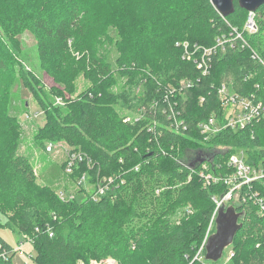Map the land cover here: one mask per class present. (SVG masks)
<instances>
[{"label": "trees", "instance_id": "obj_1", "mask_svg": "<svg viewBox=\"0 0 264 264\" xmlns=\"http://www.w3.org/2000/svg\"><path fill=\"white\" fill-rule=\"evenodd\" d=\"M133 1L134 9L119 11L124 18L114 11L112 16L106 15L109 26L113 25L120 35L115 44L116 68L107 60L94 59L97 57L93 47L82 48L83 55L89 58L86 77L94 81V85L69 103L74 105L64 116L57 107L49 111L43 96L39 97V107L48 121L41 131L54 134L70 146L80 147L92 162L90 170L79 166L71 178L74 180L87 173L91 177L89 183L93 184L98 177H111L114 183L105 195L98 201L88 194L81 201L64 202L56 195L40 194L43 189L35 186L28 159L15 156L13 144L6 152L0 189L16 207L14 225L30 230L25 237L30 241L33 251L30 258L35 264H74L77 256L88 262L110 255L119 264H187V259L192 258L201 245L210 217L227 188L221 183L204 184L198 175L200 164L194 165L191 171L178 161H183L186 152L203 149L197 128L201 121L212 115L222 118L216 93L221 84L230 83L233 92L241 96L254 93L264 103V68L250 55L252 49L264 62V4L254 10L257 33L252 39L244 36L249 48L238 52L228 45L217 48L210 58V73L201 77L192 62L182 60L183 50L175 44L186 41L190 46L211 48L218 38L232 35L233 29L241 32L248 12L239 1L232 0V11L225 15L220 14L210 0ZM94 2L0 0V35L4 33V38L9 40L7 34L20 25L16 21L20 14L25 26L29 24L33 30L41 32L38 54L42 65L55 66L54 71H60V65L69 54V40L80 37L82 45L87 47L91 31L101 33L107 27L101 24L103 11L96 9ZM155 6L158 11L150 16V9ZM126 12L131 15L129 19L125 17ZM4 46L0 41V74L8 69L5 62L8 59L3 52L8 56L20 54L17 47L5 49ZM56 58L61 60L59 65H54ZM118 74L131 75L133 79L126 89L115 94L112 87ZM184 80H192V87L170 96L177 102L181 119L187 126L186 131L176 133L168 127L162 96L167 88H177ZM139 84L146 91L144 98L134 94ZM200 97L204 98L203 103L199 102ZM132 101L140 104L138 108L144 119L130 125L117 117L114 107ZM153 121L157 122V142L148 132ZM136 126L142 129L137 150L125 140ZM205 144L208 151L204 162L208 174L231 173L226 161L241 150L246 153L249 165L260 164L264 168V121L241 130L224 129ZM217 147H223L224 151H217ZM142 176L157 177L159 183L144 185ZM184 177H191L192 185L187 187L190 191L183 199L192 204L195 212L190 209L179 225H175L172 219L175 210L185 204L169 206L170 195L175 192L170 184ZM79 192L84 190L80 188ZM149 195L160 198L166 211L159 206L155 210L147 208ZM235 197L226 206L241 214L238 222L242 226L233 238L228 264H264V178L249 188L242 187ZM258 200H263L262 210ZM160 214L163 217H159V227L147 224L143 229L141 222L147 215L151 221ZM256 224L262 231L253 234L251 227ZM3 228L0 225V229ZM149 231L153 232V238L147 235ZM145 245L150 250L147 262L145 255L142 256ZM13 248L0 236V264H13L16 256Z\"/></svg>", "mask_w": 264, "mask_h": 264}, {"label": "rangeland", "instance_id": "obj_2", "mask_svg": "<svg viewBox=\"0 0 264 264\" xmlns=\"http://www.w3.org/2000/svg\"><path fill=\"white\" fill-rule=\"evenodd\" d=\"M94 6L96 9H101L103 11L104 20L101 24L107 27H105L101 33L91 31L92 36L89 35V44L87 47L82 45L80 37L73 41L69 40L67 43L69 54L66 62L60 65V71H54L55 66L51 67L49 65L48 67H44L42 65L38 54L41 32L33 30L30 27L31 25L28 26L29 24L25 26L22 23L25 20L20 17V14L16 20L20 25L10 34L6 33L9 40L4 38V33L0 35V41L4 43L5 49H9L13 46L17 47L18 52L20 51V54H13L11 56L3 52L4 57L8 59L5 60L8 69L5 73L0 74V172L4 167L5 155L8 147L13 144L14 155L28 159L35 178L34 184L36 187L43 189L39 193L44 195H56L58 199H60V192H64L65 194L67 192L73 194L74 199L77 201H81L88 194L93 192L95 188L94 184L103 177L96 178L95 181L92 182V185L87 184L91 178L87 173H83L80 177L76 176L74 180L71 178L73 171L79 166H84L86 169L90 170L92 168V162L86 154L80 151V147L76 148L70 146L54 134H46V132L41 131V128H43L48 121L45 112L39 107L41 106L39 97L43 96L45 99L43 101L46 107L49 108V111L57 107L61 112L60 115L64 116L68 110H71V106L74 105L69 103L75 102L80 93L94 85V81L86 77L89 58L83 55L82 48H87V50H89L90 46L93 47L94 55L97 57L94 59L107 60L112 68L115 69V60L117 58L115 44L120 40V35H118V31L113 25L109 26L106 15L109 13V15L112 16V11L118 13L121 9H134L136 3L133 0H95ZM157 11L158 7L155 6L153 9H150L149 15L152 16V14H155ZM118 14L119 17L121 15V17L124 18L123 12H119ZM125 14V17H127L126 19H129L131 15L128 12ZM248 17L247 14L241 33L243 36L251 38V36L257 33V28L255 27L253 32L245 28ZM185 33H189V31ZM224 38H230L229 40H231V43H234V47L231 48V50L233 49L237 52L243 51L238 42H235L233 36L228 35V37L224 36ZM97 40L98 42H96ZM8 41L11 44L8 43ZM90 57L92 60V54H90ZM58 59L56 58L54 62L56 64L54 65H59L61 60L60 58ZM116 76L118 78L112 87V92L119 94L122 90L127 88V84H130L129 81H132L133 77L131 75L122 74ZM172 79L176 78L172 77ZM228 87L232 90L230 83ZM134 94L135 96H140L141 94L140 97L142 98L147 95L144 87L140 84L135 87ZM58 99L60 102H57ZM142 102H145V100H142ZM139 106L140 104L132 101L130 104H117L114 109L117 113V117L124 120V118L128 116L133 118L138 113ZM141 114L143 118L144 115L142 112ZM142 118L137 122H131L130 125L139 123L144 119ZM141 131L142 129L136 126L134 131L131 130L132 134L130 133L125 136V140H128V145H132V148L135 150L139 149L138 140L141 136ZM150 138L154 142H157V140H155L157 139L155 135ZM50 143L53 144V149H48ZM69 154H82L90 160V163L82 162L72 169V172L68 173L65 170V164ZM194 156L195 153L193 151L186 152L183 156V162L186 164L191 163ZM82 176H84L83 181L86 180L84 184L81 179ZM152 178L150 179L146 176H142V182L144 185H156L159 183L157 177ZM191 180V177H184L181 181L174 180L170 184L175 192H172L170 195L171 200L168 202L170 203L169 206L176 207L180 204H185L183 207L180 206L175 210V216L174 218L172 217L175 221V225H179L182 218L186 216L185 214H187V211L190 209L195 212L192 204L188 200L186 201L183 199V197H185L184 194L188 197V191H190V189L187 187L192 185ZM79 182L80 184L82 183L80 187ZM80 188H82L84 192H79ZM143 189H147L146 191L149 192V188L144 186ZM147 192L143 193L147 195ZM154 196L149 195V199H147V208L155 210L159 206L163 209L164 202H162L160 198ZM166 209L164 208L163 210L166 211ZM15 211L16 207L10 204L7 195L0 189V225L4 227L0 229V236L17 251L16 256L13 258V264H35L33 259L29 258V255H33L31 244L23 240L24 236L30 234V230H28L29 232L26 230L24 231L14 225L15 220H17V213ZM143 211L144 209H142V214ZM162 214L164 215V213ZM163 215H156L158 218L151 221L148 219L149 215H147L141 222L143 229L147 224L152 227H159V217H163ZM138 218L137 216L136 219ZM251 231L254 234L257 231L261 232L262 229L256 224L251 227ZM35 232H37V230ZM147 235L153 238V232L149 231ZM144 243H147V241L145 240ZM230 248L231 245L225 248L222 257L213 264H228L226 262V257ZM142 250V256L145 255L147 262L150 251L148 250V245L142 247ZM108 259L119 264L111 255L98 259H90L88 262L85 261L84 258L77 256L74 259V264H92V261L101 262Z\"/></svg>", "mask_w": 264, "mask_h": 264}, {"label": "built area", "instance_id": "obj_3", "mask_svg": "<svg viewBox=\"0 0 264 264\" xmlns=\"http://www.w3.org/2000/svg\"><path fill=\"white\" fill-rule=\"evenodd\" d=\"M248 21L245 25V28L251 32L256 27L254 23V12H248ZM233 36L235 42H238L241 49L249 48L248 43L244 39V36L241 32L233 29ZM230 38L225 39L224 36L218 38L216 40V45L211 48H204L198 45L190 46L187 42L176 43L177 47H181L183 50L182 59L186 61H192L195 68L199 71L201 77H206L211 70L210 58L215 53L217 48H224L228 45L230 48L234 47V43H231ZM251 59L254 61H258L264 68V62H262L254 50H250ZM192 80H184L181 81L179 86L169 87L166 89L165 93L162 96V101L164 104L163 113L165 115V119L168 122V127L172 129V131L179 133L181 130L186 131L187 126L185 121L181 119V114L177 109V102L175 100H171V95L173 93H182L183 90L192 87ZM258 89L259 86L256 85ZM217 98L219 100L223 116L221 119L210 116L207 119L201 121L197 128L199 130V135L201 137L202 144L204 143V147L201 150L194 151L195 156L193 157V161L191 163H184L182 160L178 161V164L188 168L193 171L192 167L197 163L201 165V170L198 175L203 179L204 184L208 185L210 183L217 184L221 183L225 185L227 188V192L224 194L221 201L217 203L216 209L212 213L210 220L208 222L207 228L205 230L201 245L196 250L192 258H188L187 264H209L210 261L205 259V245L209 237L215 232V219L217 216V211L221 205H227L230 203L235 196L238 194L242 187L249 188L254 182H258L264 178V168L259 164L258 166H251L247 163L246 153L244 151H238L235 154H232L226 161L227 166L231 169V173L229 174H208L206 173L207 163L202 162L199 163V158L207 157L206 152L208 151L206 148V142L215 134L221 132L224 129L229 130H241L246 128L255 122L264 121V103L260 99H258L257 95L251 93L250 96H241L236 92H233L226 83L220 85L217 88ZM57 102H60L59 99ZM199 102L203 103L204 98L200 97ZM142 118L141 111L138 110V113L131 118L130 116L124 118L123 122L130 124L131 122H137ZM157 122L153 121L151 125H149L148 132L152 134V137L155 135L157 138ZM159 133V132H158ZM53 144L50 143L48 145V149H53ZM217 151H224L223 147H217ZM192 152V151H189ZM82 162L90 163V160L86 158L84 155H76L69 154L66 159L65 170L70 173L72 169H74L78 164ZM189 164V165H188ZM137 170V168H135ZM84 176H82L83 181ZM81 182V180H80ZM79 182V187L81 186ZM85 181H83L84 184ZM114 183V179L111 177H103L96 181L95 188L93 192H91L90 196L94 201H98L110 186ZM90 184V183H87ZM92 185V184H91ZM158 193V191H157ZM60 200L72 201L74 199V195L71 193L66 194L64 192L59 193ZM260 210L263 209V200L257 201ZM227 207V206H226ZM24 241L30 243L27 237H23ZM22 240V241H23ZM13 250L17 251L15 248ZM232 253L228 252L226 257V262L228 263ZM30 258V255H29ZM92 264H117L115 261L108 259L105 261H92Z\"/></svg>", "mask_w": 264, "mask_h": 264}, {"label": "water", "instance_id": "obj_4", "mask_svg": "<svg viewBox=\"0 0 264 264\" xmlns=\"http://www.w3.org/2000/svg\"><path fill=\"white\" fill-rule=\"evenodd\" d=\"M239 5L247 12H254L264 4V0H238ZM215 9L222 15L232 11V0H210ZM207 160V157L198 159L199 163ZM241 217L233 207L221 205L215 219V232L209 237L205 245V259L210 262L218 261L225 248L232 244L233 238L241 228L238 222Z\"/></svg>", "mask_w": 264, "mask_h": 264}]
</instances>
